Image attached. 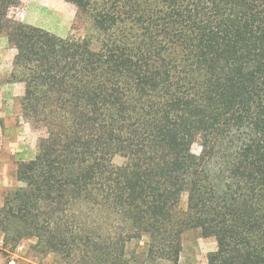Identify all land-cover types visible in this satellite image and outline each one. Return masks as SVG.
<instances>
[{"label": "trees", "instance_id": "16d2710c", "mask_svg": "<svg viewBox=\"0 0 264 264\" xmlns=\"http://www.w3.org/2000/svg\"><path fill=\"white\" fill-rule=\"evenodd\" d=\"M65 1L91 12L81 40L0 0L9 81L45 128L0 206L5 243L35 238L53 264H179L198 229L208 264H264V0Z\"/></svg>", "mask_w": 264, "mask_h": 264}, {"label": "rangeland", "instance_id": "374dc122", "mask_svg": "<svg viewBox=\"0 0 264 264\" xmlns=\"http://www.w3.org/2000/svg\"><path fill=\"white\" fill-rule=\"evenodd\" d=\"M13 19L43 27L61 36L72 34L78 40L84 38L91 23V12L65 0H16L9 8ZM16 50L7 37L0 33V206L12 190L22 185L16 177L20 163L33 159L38 152L40 137L45 134L41 124L33 123L23 115L21 97L24 83L9 81ZM196 154L201 152L200 140L193 144ZM113 162L120 167H129L130 161L116 155ZM187 207V194H183L181 208ZM146 238L141 242L143 249ZM35 238L22 239L14 246L5 243L0 233V264H53V256H43L33 250ZM214 237H203L198 229H188L183 234V250L179 264H208V253L215 250ZM135 246H132V249ZM154 264H170L161 261Z\"/></svg>", "mask_w": 264, "mask_h": 264}, {"label": "crops", "instance_id": "0c3cea01", "mask_svg": "<svg viewBox=\"0 0 264 264\" xmlns=\"http://www.w3.org/2000/svg\"><path fill=\"white\" fill-rule=\"evenodd\" d=\"M24 90H25V86H24Z\"/></svg>", "mask_w": 264, "mask_h": 264}]
</instances>
